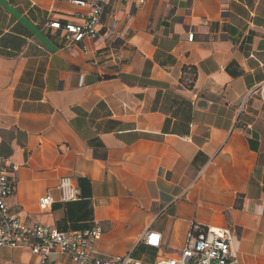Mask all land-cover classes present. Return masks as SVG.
<instances>
[{
  "label": "crops",
  "instance_id": "crops-1",
  "mask_svg": "<svg viewBox=\"0 0 264 264\" xmlns=\"http://www.w3.org/2000/svg\"><path fill=\"white\" fill-rule=\"evenodd\" d=\"M72 1L0 0L11 212L62 231L96 220L99 255L144 264L195 227L229 228L236 264H264V103L250 94L264 80V0H107L101 26L116 22L115 39L69 43L48 23L83 12ZM62 177L77 200L61 202ZM148 229L160 249L141 241ZM0 264L40 262L0 248ZM46 264L73 263L53 253Z\"/></svg>",
  "mask_w": 264,
  "mask_h": 264
},
{
  "label": "built area",
  "instance_id": "built-area-1",
  "mask_svg": "<svg viewBox=\"0 0 264 264\" xmlns=\"http://www.w3.org/2000/svg\"><path fill=\"white\" fill-rule=\"evenodd\" d=\"M150 0H132L134 6H142ZM170 1V0H153ZM83 12L73 15L74 19L51 21L48 27L59 30L69 43H79L85 38L92 40L115 39L116 25L102 27V16L107 0H73ZM193 32L187 33L192 41ZM78 85H83V75L78 77ZM264 103V80L250 90ZM15 167L0 155V248L28 250L36 256L40 264H46L50 254L67 256L73 264H144L127 252L122 255L101 256L95 243L103 233L100 222L94 220L85 230H58L41 223L26 225L11 212L7 200L14 195ZM61 202L77 200L79 188L70 177H62L57 185ZM39 205L49 208L53 202L50 192L39 197ZM191 229L183 245L174 255L160 254L151 264H236L237 253L234 235L229 228ZM148 247L160 249L161 235L154 230H146L140 237Z\"/></svg>",
  "mask_w": 264,
  "mask_h": 264
},
{
  "label": "trees",
  "instance_id": "trees-1",
  "mask_svg": "<svg viewBox=\"0 0 264 264\" xmlns=\"http://www.w3.org/2000/svg\"><path fill=\"white\" fill-rule=\"evenodd\" d=\"M197 229H199V228H197Z\"/></svg>",
  "mask_w": 264,
  "mask_h": 264
}]
</instances>
